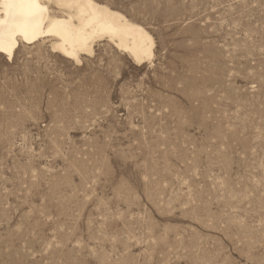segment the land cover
<instances>
[{"label":"rangeland","instance_id":"1","mask_svg":"<svg viewBox=\"0 0 264 264\" xmlns=\"http://www.w3.org/2000/svg\"><path fill=\"white\" fill-rule=\"evenodd\" d=\"M95 1L154 56L0 54V264H264V0Z\"/></svg>","mask_w":264,"mask_h":264},{"label":"bare ground","instance_id":"2","mask_svg":"<svg viewBox=\"0 0 264 264\" xmlns=\"http://www.w3.org/2000/svg\"><path fill=\"white\" fill-rule=\"evenodd\" d=\"M46 38L54 52L77 62L103 39L137 63L154 56V40L143 26L95 0H0V54L11 60L21 44Z\"/></svg>","mask_w":264,"mask_h":264}]
</instances>
